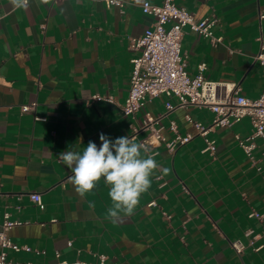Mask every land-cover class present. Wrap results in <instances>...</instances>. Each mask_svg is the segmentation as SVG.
<instances>
[{"label":"crops","instance_id":"obj_1","mask_svg":"<svg viewBox=\"0 0 264 264\" xmlns=\"http://www.w3.org/2000/svg\"><path fill=\"white\" fill-rule=\"evenodd\" d=\"M144 1L124 0L120 8L104 0H50L46 5L30 0L26 9H16L10 0H0V216L9 211L23 222L9 234L32 249H10L9 259L54 264L58 250L70 262L98 263L97 255L106 254L109 264H264V246L254 250L248 245L238 254L231 245L236 239L248 244L249 228L263 230V222L249 216L264 212L263 141L255 140L253 160L236 139V134L251 133L249 118L209 134L215 153L203 152L201 136L174 153L164 143L149 146V154L170 173L157 170L134 214L116 224L105 219L112 202L103 179L80 197L71 171L58 157L67 150L82 152L89 141L99 147L100 133L141 143L148 132L135 129L146 114H166L167 101L178 103L177 97L162 94L135 116L122 110L131 59L138 53L132 39L155 21L142 11ZM177 3L197 19L215 16L214 34L223 38L214 45L185 30L181 53L189 75L206 63V78L236 82L244 95L259 97L264 72L255 56L264 43V0ZM95 94L112 101L94 100ZM33 102L34 110L21 112L22 105ZM187 115L206 125L215 117L207 107L189 105L164 115L157 125L167 138L173 137L171 121L181 133H194ZM34 192L42 195L44 208L31 200ZM151 201L156 204L149 206ZM259 244L264 245V236L256 240Z\"/></svg>","mask_w":264,"mask_h":264},{"label":"built area","instance_id":"obj_2","mask_svg":"<svg viewBox=\"0 0 264 264\" xmlns=\"http://www.w3.org/2000/svg\"><path fill=\"white\" fill-rule=\"evenodd\" d=\"M104 1L108 7L123 8L125 6L124 0ZM141 8L145 14L153 16L155 21L139 37L132 39L131 47L138 53L131 59L133 67L130 90L122 105V110L126 115L135 116L150 99L162 94L178 98L177 104H172L170 101L166 102V114H160L157 117L150 113L146 114L142 125L135 129V132H148L141 144L148 148L164 143L174 153L178 147L191 142L196 136H201L206 143L203 152L215 153L216 144L209 134L219 127L232 126L247 117L251 121V133L247 136L236 134V139L246 154L255 160L253 155L257 147L255 140L260 138L264 145V90L259 97L250 98L242 93L241 87L236 82L208 79L204 75L206 63L199 64L198 74L190 76L187 71L186 59L181 53L182 38L187 28L197 35L209 38L214 45L221 43L223 38L216 36L213 31L218 19L213 15L197 19L192 12L178 5L177 0H163L160 4L146 0L142 3ZM260 18H264V13L260 15ZM255 61L258 62L264 72V43L256 54ZM93 99L112 101L111 97L105 98L99 94H95ZM36 105L37 102L24 104L21 106V112H30L35 109ZM189 105L211 109L215 113L214 119L206 125L187 115V119L194 126L195 132L185 134L179 131L175 121H171L170 130L173 137L167 138L162 132L163 127L157 125L159 120L169 112ZM36 119L46 120L42 117H36ZM261 168L258 167L259 170ZM30 198L40 208L45 207L40 193H31ZM155 204V201H151L148 205L153 206ZM249 216L262 221L263 230L260 233H255L252 228L247 229L245 235L249 238L248 244H245L241 239L232 241L231 245L238 254H242L248 245L252 246L254 250H260L264 246L263 244L256 245V240L264 236V212L252 211ZM22 223L19 219H13L9 211L0 216V264H35L8 258V250L10 249L16 252L32 250L28 245L16 243L9 234L13 227ZM72 243L69 241L68 245L71 246ZM37 252L45 251L39 250ZM55 255L57 261L54 264H109L106 254L97 255L98 263L80 259L73 262L62 260L58 250Z\"/></svg>","mask_w":264,"mask_h":264},{"label":"clouds","instance_id":"obj_3","mask_svg":"<svg viewBox=\"0 0 264 264\" xmlns=\"http://www.w3.org/2000/svg\"><path fill=\"white\" fill-rule=\"evenodd\" d=\"M30 0H10L16 9H26ZM38 4H48L50 0H37ZM100 146L89 141L82 152L65 151L59 154L60 161L71 171L69 177L76 193L85 197L103 179L109 187L108 195L112 205L105 219L113 224L123 217H130L138 207L141 197L152 185L157 170L168 175L170 169L161 167L149 149L130 137L112 140L104 133L99 134ZM90 207L95 204L90 202Z\"/></svg>","mask_w":264,"mask_h":264}]
</instances>
